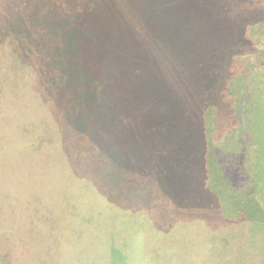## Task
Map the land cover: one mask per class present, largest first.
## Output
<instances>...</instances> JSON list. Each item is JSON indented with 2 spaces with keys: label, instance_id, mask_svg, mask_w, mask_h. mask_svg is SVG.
<instances>
[{
  "label": "rangeland",
  "instance_id": "1",
  "mask_svg": "<svg viewBox=\"0 0 264 264\" xmlns=\"http://www.w3.org/2000/svg\"><path fill=\"white\" fill-rule=\"evenodd\" d=\"M41 4L0 0V264H264V0H84L88 95L17 47Z\"/></svg>",
  "mask_w": 264,
  "mask_h": 264
},
{
  "label": "trees",
  "instance_id": "2",
  "mask_svg": "<svg viewBox=\"0 0 264 264\" xmlns=\"http://www.w3.org/2000/svg\"><path fill=\"white\" fill-rule=\"evenodd\" d=\"M83 4L84 0H42V4L40 5L41 15L51 16L52 21H43L36 25H30L24 21L25 17L22 15L10 30L12 35L17 34L16 36L20 39L17 47L21 49L24 55L33 53L34 46H36L37 43L34 42L32 38L36 36V34H39L40 37H46L42 50L44 55V60L42 62L43 69L46 70V74L51 73V83L53 85L55 84L59 90L62 88L69 90V88L64 85L66 84V79H71L69 82L71 85L70 87H73L74 90L78 92V95H88L87 90H89L90 84H93L95 80L93 74H90V76L83 81L84 83L81 82L80 72L78 66H76L78 65L79 48L76 43V37L79 26L75 24V22L80 11L83 9ZM54 53H56L57 59L54 58ZM53 71L57 72L56 76H53ZM213 108V106H207L204 110L205 134L208 144L210 143V135L214 127ZM210 163L209 170L211 171L210 166H213L215 171L212 177L217 175V180L221 182L218 183L216 179H213V181L217 183L214 185V182L213 184L210 183L212 181L211 177L209 181L210 184H207L208 187L217 194L223 214L233 217V215L228 213V209H235L234 212L236 214L239 211L248 214L249 212L246 211L248 209V198L244 196V193L238 191L237 188L231 186L222 171L221 174L216 173L214 162L212 163V161H210ZM218 184H220V186H218ZM239 205L245 207H240ZM249 210L257 211L259 209H255V205L252 204Z\"/></svg>",
  "mask_w": 264,
  "mask_h": 264
}]
</instances>
